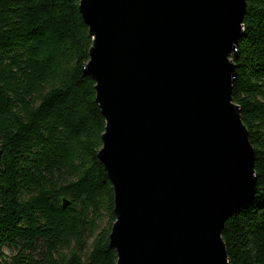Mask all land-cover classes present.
Instances as JSON below:
<instances>
[{"label":"water","instance_id":"obj_1","mask_svg":"<svg viewBox=\"0 0 264 264\" xmlns=\"http://www.w3.org/2000/svg\"><path fill=\"white\" fill-rule=\"evenodd\" d=\"M79 9L92 38L85 73L106 123L98 158L115 192L117 264H230L225 225L257 188L233 98L246 0Z\"/></svg>","mask_w":264,"mask_h":264},{"label":"trees","instance_id":"obj_2","mask_svg":"<svg viewBox=\"0 0 264 264\" xmlns=\"http://www.w3.org/2000/svg\"><path fill=\"white\" fill-rule=\"evenodd\" d=\"M80 2L0 0V264H117L115 192L98 158L106 123L85 73L92 38ZM246 2L233 98L257 188L223 240L230 264H264V0Z\"/></svg>","mask_w":264,"mask_h":264},{"label":"rangeland","instance_id":"obj_3","mask_svg":"<svg viewBox=\"0 0 264 264\" xmlns=\"http://www.w3.org/2000/svg\"><path fill=\"white\" fill-rule=\"evenodd\" d=\"M8 254H12L10 250H7Z\"/></svg>","mask_w":264,"mask_h":264}]
</instances>
